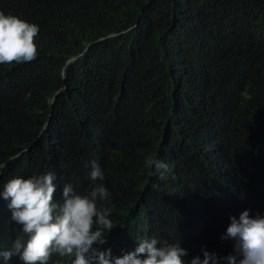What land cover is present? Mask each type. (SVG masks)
<instances>
[{
	"label": "trees",
	"instance_id": "trees-1",
	"mask_svg": "<svg viewBox=\"0 0 264 264\" xmlns=\"http://www.w3.org/2000/svg\"><path fill=\"white\" fill-rule=\"evenodd\" d=\"M0 11L39 28L36 59L0 64V190L52 173L62 203L65 184L87 196L103 183L114 228L101 250L155 237L179 239L187 262L234 254L221 237L239 211L219 213L245 203L264 216V0H0ZM7 203L0 250L23 235Z\"/></svg>",
	"mask_w": 264,
	"mask_h": 264
},
{
	"label": "clouds",
	"instance_id": "clouds-1",
	"mask_svg": "<svg viewBox=\"0 0 264 264\" xmlns=\"http://www.w3.org/2000/svg\"><path fill=\"white\" fill-rule=\"evenodd\" d=\"M38 32L37 25L0 11V64L36 59L34 37ZM147 163L154 165L159 179L166 178L169 169L164 161L149 158ZM4 167L0 163V169ZM90 178L104 180L96 161L91 162ZM54 180V174L47 173L15 177L3 185L0 199L8 202L10 219L20 226L23 235L12 234L6 246L1 247L5 249L0 250V264H48L54 254L71 258V264H220L222 260L227 264H264V216H250L245 203L233 204L219 213L227 214L229 207L239 211L238 219L229 218L221 237L234 242V254L218 257L201 249L203 259L197 256L187 262L188 252L181 247L179 239L170 243L150 237L137 240L133 251L113 256L111 249L100 248L114 228L109 218L111 209L97 203L109 199L103 183L96 184L87 196L74 192L72 184H65L62 203H57L53 198Z\"/></svg>",
	"mask_w": 264,
	"mask_h": 264
}]
</instances>
